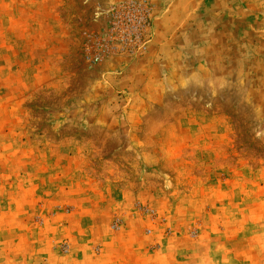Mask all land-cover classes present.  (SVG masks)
<instances>
[{"label": "rangeland", "instance_id": "rangeland-1", "mask_svg": "<svg viewBox=\"0 0 264 264\" xmlns=\"http://www.w3.org/2000/svg\"><path fill=\"white\" fill-rule=\"evenodd\" d=\"M0 264H264V0H0Z\"/></svg>", "mask_w": 264, "mask_h": 264}, {"label": "built area", "instance_id": "built-area-1", "mask_svg": "<svg viewBox=\"0 0 264 264\" xmlns=\"http://www.w3.org/2000/svg\"><path fill=\"white\" fill-rule=\"evenodd\" d=\"M116 14H115V21L116 25L118 27L121 26L122 23L125 27L134 26L135 21H139V27H134L136 30L134 33L128 34V37H123L124 32L121 30L114 31V34L112 35L113 38H116V40L121 39L123 40L124 46L126 47V50L129 51L130 54H138L140 52L145 51V38H144V31L141 34L139 32V29L147 28V21H148V15L150 13V8L148 6V3L146 1L144 2H131L122 4L119 6ZM114 13V11H112ZM132 14H135V20L132 18ZM122 18L123 22H122ZM122 42V41H121Z\"/></svg>", "mask_w": 264, "mask_h": 264}]
</instances>
